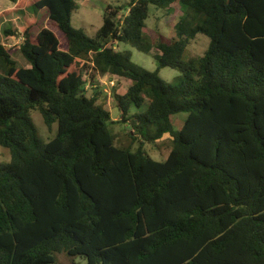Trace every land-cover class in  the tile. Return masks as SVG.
<instances>
[{
	"label": "trees",
	"instance_id": "obj_1",
	"mask_svg": "<svg viewBox=\"0 0 264 264\" xmlns=\"http://www.w3.org/2000/svg\"><path fill=\"white\" fill-rule=\"evenodd\" d=\"M33 9L20 47L0 41V264H264V0H133L108 6L97 38L72 25L75 0H10ZM179 4L176 39H153L151 7ZM48 11L38 34L37 13ZM12 35L11 31L7 32ZM198 34L211 43L189 62ZM157 50L158 70L129 51ZM183 74L179 85L159 76ZM128 81L121 119L98 104L97 76ZM57 135L44 143L31 112ZM186 114L180 130L174 118ZM123 124L132 147L110 127ZM172 137L164 162L147 144ZM132 144V143H131Z\"/></svg>",
	"mask_w": 264,
	"mask_h": 264
},
{
	"label": "rangeland",
	"instance_id": "obj_2",
	"mask_svg": "<svg viewBox=\"0 0 264 264\" xmlns=\"http://www.w3.org/2000/svg\"><path fill=\"white\" fill-rule=\"evenodd\" d=\"M133 0H76L78 3L77 9L72 14V25L75 29L83 30L85 34L91 38H97L100 29L104 24L103 14L108 6H123L131 3ZM14 8V3L10 0H0V15L8 10ZM36 12L31 9L23 15H11L0 19V41L9 50H13V59L17 62L18 67H29L28 62L23 58L20 47L24 42V32L27 28V23L32 15ZM38 25L32 33L38 34L39 31L47 26L52 30H56L53 24L48 22V11L42 10L37 14ZM183 17V11L179 4H173L168 10H160L151 7L150 18L146 24L148 26L149 34L153 39L164 37L165 41L170 43L176 39L174 26ZM11 31V34L7 32ZM211 40L203 34L196 35L189 43L186 52L183 55V61L189 62L192 59H200L208 51ZM118 51H129L132 54V62L147 71L156 72L158 70V61L156 55L157 50H152L150 53H143L139 50L125 44L117 46ZM1 64V62H0ZM160 78L172 85H179L183 80V74L175 69L163 68L159 72ZM96 88L88 87L86 94L91 97L98 94V104L110 111L112 120L118 121L121 119V112L116 105L115 95H124L128 88V81L112 76H97ZM186 114L175 116L174 129L180 130L182 121L186 118ZM31 118L38 130L39 138L48 143L54 139L58 131V123L56 122L51 130L45 125L40 112L32 111ZM112 134L115 136V145L118 147H132L135 152L139 143L131 142V139L126 134V127L123 124H115L110 127ZM172 137L166 135L157 143L147 144L145 146L146 152L152 159L158 162H164L168 159L172 151ZM132 143V144H131ZM11 160L8 150L0 149V163H6ZM57 260L61 264H86L85 259L80 257L70 258L66 254H58Z\"/></svg>",
	"mask_w": 264,
	"mask_h": 264
},
{
	"label": "crops",
	"instance_id": "obj_3",
	"mask_svg": "<svg viewBox=\"0 0 264 264\" xmlns=\"http://www.w3.org/2000/svg\"><path fill=\"white\" fill-rule=\"evenodd\" d=\"M76 1V0H75Z\"/></svg>",
	"mask_w": 264,
	"mask_h": 264
}]
</instances>
